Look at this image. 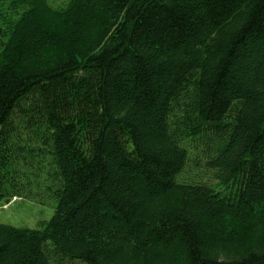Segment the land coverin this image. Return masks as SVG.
<instances>
[{"label":"trees","instance_id":"obj_1","mask_svg":"<svg viewBox=\"0 0 264 264\" xmlns=\"http://www.w3.org/2000/svg\"><path fill=\"white\" fill-rule=\"evenodd\" d=\"M50 167L0 264H264V0H0V203Z\"/></svg>","mask_w":264,"mask_h":264},{"label":"rangeland","instance_id":"obj_2","mask_svg":"<svg viewBox=\"0 0 264 264\" xmlns=\"http://www.w3.org/2000/svg\"><path fill=\"white\" fill-rule=\"evenodd\" d=\"M70 0H48L51 7L54 9H65ZM15 116V121L16 118ZM28 138L27 136L24 139ZM189 157L191 156V148L188 147ZM193 159L190 161L185 174L186 176L198 173L197 169L194 167L195 164L200 166L201 177L200 179L210 182L209 186L214 188L216 191H221L223 194L230 195L232 194L234 189H236V185L234 181H231L228 185L220 184L221 179L218 178V172L214 169H210L206 166L207 156L205 154V147H200L199 150H193ZM194 157L198 158L199 161H196ZM202 158V159H200ZM35 160H39L37 158H33ZM49 161V159L47 160ZM35 162L36 172L37 168L41 164V162ZM199 162V164H198ZM204 164V166H203ZM53 168L50 167L46 169L44 173H41V180H37L32 185V190L29 191L33 193L34 198H17L13 200L11 203L7 204L6 202L0 203V225L12 226L19 229H30V230H43L48 223L51 221L54 216L57 205L58 198L56 196V188L53 187L51 190L48 189V185L46 182L47 176L49 172H53ZM38 173V172H37ZM44 181H46L44 183ZM177 181L182 183H196L199 182L195 180L193 177H188L185 179L184 171L181 173ZM206 182V183H207ZM144 190V189H143ZM133 221V220H132ZM51 248L53 250L52 244L47 243L45 246V252L49 257L48 249ZM51 260V259H50ZM53 260L56 264H75L73 262L68 261L65 258L57 257L53 254ZM52 260V261H53ZM51 261V263H52ZM76 264H83L80 261H74ZM53 264V263H52Z\"/></svg>","mask_w":264,"mask_h":264}]
</instances>
